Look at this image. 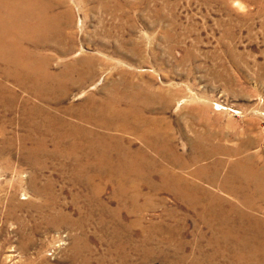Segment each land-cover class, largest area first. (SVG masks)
<instances>
[{
	"label": "rangeland",
	"instance_id": "1",
	"mask_svg": "<svg viewBox=\"0 0 264 264\" xmlns=\"http://www.w3.org/2000/svg\"><path fill=\"white\" fill-rule=\"evenodd\" d=\"M58 1L70 11V25L63 29L69 47L38 48L49 58V69L64 70L86 58L97 60L93 83L85 89L74 88L58 107H84L86 101L97 103L115 93L129 127L101 130L112 137V143L115 139L114 145L140 150L162 164L165 147L160 154L155 153L157 149L146 150L144 139L135 131L136 118L155 120L168 146L185 158L193 155L191 142L196 141L210 147L214 158L227 166L240 159L257 160L264 167V0ZM5 82L21 93L11 81ZM75 114L69 117L73 121ZM3 128L10 136L17 133L15 138L21 132L14 123L6 122ZM15 140L12 155L0 156V264H203L198 236L205 226L190 215L185 218L188 208L173 194H155L142 185L136 199L133 176L125 191L94 167L80 178L73 176V183L70 172L49 164L35 184L42 187L53 181L50 192L57 205L52 209L46 204L47 190L34 192L33 170L18 158ZM192 173L182 172L224 204L244 208L246 196L264 207V200L255 197L264 192L247 189L237 194L238 201L220 190V174L211 184ZM158 175H153L157 183ZM146 197L151 198L153 209L139 213L140 218L130 214L134 199L140 205ZM168 211H174L175 218ZM56 213L65 218L52 222L49 218ZM138 218L142 226H158L152 236L157 237L156 251L145 261L140 255L146 247L138 253L124 251L114 232ZM139 227H132L135 237ZM210 262L204 264H214Z\"/></svg>",
	"mask_w": 264,
	"mask_h": 264
},
{
	"label": "bare ground",
	"instance_id": "2",
	"mask_svg": "<svg viewBox=\"0 0 264 264\" xmlns=\"http://www.w3.org/2000/svg\"><path fill=\"white\" fill-rule=\"evenodd\" d=\"M60 7L63 9L60 10ZM70 22L69 9L58 0H0V61L3 65L0 70V156L6 153L12 155L13 141L16 139L18 150L15 152L20 154L18 158L33 170L30 184L34 192L40 194L47 190L46 204L52 209H56L57 205V198L50 192L53 181H47L42 187L35 184L49 164L65 173L70 172L72 176L69 181L72 182L75 175L80 178L94 167L108 182L115 183L119 190H125L128 178L133 176L136 179L132 186L138 192L136 199L141 194L142 185L155 194L168 191L188 208L185 209V218L190 215L205 226V232L198 236L200 250L205 254L201 263L212 261L215 264L216 260V264H264V207L251 203L246 196L243 197L244 208L241 204V208L224 204L182 174L192 170L193 177L211 184L220 174V190L233 194L238 200L237 194L247 189L264 192V167H260L257 160L247 162L238 159L227 166L219 158H214L215 153L210 147L196 141L191 142L193 155L185 158L168 146L165 140L167 136L162 137L161 130L156 128L157 121L136 118L139 126L136 125L135 131L144 139L145 149H157L155 153L160 154L161 148L165 147V161L156 164L154 159L140 150L114 145L115 139L112 143V137H108L106 132L102 133L103 128L120 127L123 131L129 127L126 111L118 109L119 99L115 93L97 103L86 101L84 107H58L74 88L85 89L97 75L95 58L74 61L64 70L51 71L49 58L38 52L39 47L51 44L58 49L66 47L69 36L63 29ZM69 51L67 48V54ZM6 80L11 81L22 96L9 87ZM75 112L77 119L73 121L69 117ZM9 114L12 117L8 119ZM6 122L14 123L20 129L16 138L17 133L10 136L3 128ZM153 124L154 127L150 128ZM235 155L239 156V153ZM203 160H208V163L197 165ZM193 165L197 167L192 169ZM169 169L174 170L170 175ZM155 173H159L158 183L154 180ZM85 181L91 183L89 179ZM255 197L258 201L264 200L263 193ZM136 199L130 214L139 216V213L153 209L150 197H146L140 205L135 203ZM122 208L110 212L113 215ZM256 211L261 212L262 216L257 215ZM175 214L168 211L169 217L175 218ZM64 218L62 213H56L49 219L59 222ZM139 218L123 224L114 232L122 240L124 251L138 253L144 249L142 247H146L141 252L143 255H140L145 261L156 251L154 245L157 237L152 236L156 234L154 230L158 226H142ZM136 225L140 226V231L135 237L132 227Z\"/></svg>",
	"mask_w": 264,
	"mask_h": 264
}]
</instances>
